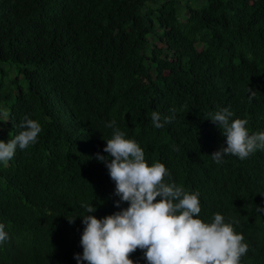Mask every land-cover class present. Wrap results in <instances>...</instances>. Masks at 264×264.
Segmentation results:
<instances>
[{
	"label": "trees",
	"instance_id": "trees-1",
	"mask_svg": "<svg viewBox=\"0 0 264 264\" xmlns=\"http://www.w3.org/2000/svg\"><path fill=\"white\" fill-rule=\"evenodd\" d=\"M199 1L0 0V64L16 67L13 76L0 67V110L10 113L0 140L26 115L42 126L37 143L0 163L9 237L0 264H77L81 205L97 219L128 207H115L96 158L108 155L113 120L149 166L165 165L166 182L199 192V219L238 221L248 245L240 264H264V213L255 210L264 208V150L214 162L227 145L209 120L227 107L249 134L264 132V0ZM173 108L175 119L155 128L152 111L163 122ZM129 258L147 264L139 249Z\"/></svg>",
	"mask_w": 264,
	"mask_h": 264
},
{
	"label": "clouds",
	"instance_id": "clouds-1",
	"mask_svg": "<svg viewBox=\"0 0 264 264\" xmlns=\"http://www.w3.org/2000/svg\"><path fill=\"white\" fill-rule=\"evenodd\" d=\"M249 102L257 92L248 87ZM164 117L152 111L151 121L155 128H163L175 119ZM233 112L225 107L212 114L209 119L222 130L226 137V147L214 152L211 158L222 163L225 155L247 159L257 150H264V132L249 134L247 119H231ZM10 113L0 110V122H7ZM106 127L113 128L112 138L105 140L103 152L96 158L108 170L115 184L114 195L119 197L115 207L122 203L128 207L97 219L90 215L97 211L93 206L82 204L87 215L81 218L84 225L80 238L82 255L76 254L77 264H134L130 255L137 249L143 252L147 264H240L247 254L248 245L244 236L235 232L233 221L226 223L224 217L216 213L211 223L199 219L201 212L199 192H188L175 183L165 181L170 174L163 163L149 166L145 153L139 144L126 139L125 133L115 128V121ZM22 129L7 142L0 140V163L7 165L17 148L26 150L38 142L42 126L36 120L24 116ZM160 198L159 200L157 198ZM258 213L264 208L256 206ZM74 224L75 219L68 220ZM9 239L5 225L0 223V244Z\"/></svg>",
	"mask_w": 264,
	"mask_h": 264
},
{
	"label": "rangeland",
	"instance_id": "rangeland-1",
	"mask_svg": "<svg viewBox=\"0 0 264 264\" xmlns=\"http://www.w3.org/2000/svg\"><path fill=\"white\" fill-rule=\"evenodd\" d=\"M204 3H205L204 0H200L197 4L202 5ZM182 15H184V14H182ZM0 67H2L4 70L6 69L10 76H13L15 74V72H16V67L14 65L9 66V64H7V63H1ZM7 130L8 129H7L6 122L0 123V131L6 132Z\"/></svg>",
	"mask_w": 264,
	"mask_h": 264
}]
</instances>
